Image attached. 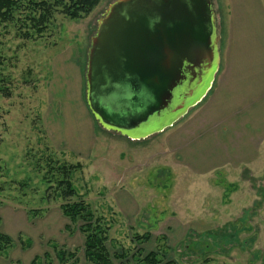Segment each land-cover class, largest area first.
<instances>
[{"label": "rangeland", "instance_id": "374dc122", "mask_svg": "<svg viewBox=\"0 0 264 264\" xmlns=\"http://www.w3.org/2000/svg\"><path fill=\"white\" fill-rule=\"evenodd\" d=\"M114 1L102 0L82 19L56 16L32 41L0 23V88H7L0 92V233L13 241L0 264H30L35 256L36 264H57L49 242L76 253L67 264H89L83 235L61 213L57 184L52 177L45 181L49 162L82 165L71 171L70 182L110 226L107 249L114 264L121 263L115 254L133 264L137 249L142 255L155 251L162 264H264V142L249 169L197 176L177 164L165 139L184 129L205 99L169 130L146 139L130 140L97 125L93 139L84 131L90 38ZM214 6L222 52L224 10L219 1ZM78 92L76 103L72 94ZM144 233L148 241L135 240Z\"/></svg>", "mask_w": 264, "mask_h": 264}, {"label": "water", "instance_id": "95a60500", "mask_svg": "<svg viewBox=\"0 0 264 264\" xmlns=\"http://www.w3.org/2000/svg\"><path fill=\"white\" fill-rule=\"evenodd\" d=\"M219 39L214 0H115L90 38L88 111L130 140L162 133L210 91Z\"/></svg>", "mask_w": 264, "mask_h": 264}, {"label": "crops", "instance_id": "0c3cea01", "mask_svg": "<svg viewBox=\"0 0 264 264\" xmlns=\"http://www.w3.org/2000/svg\"><path fill=\"white\" fill-rule=\"evenodd\" d=\"M214 1L224 10L226 28L215 84L197 115L187 119L184 129L171 132L164 144L177 164L197 176L249 169L264 142V1ZM72 98L78 103L80 93ZM86 110L83 128L93 139L96 125ZM193 157L199 163L186 161Z\"/></svg>", "mask_w": 264, "mask_h": 264}, {"label": "trees", "instance_id": "16d2710c", "mask_svg": "<svg viewBox=\"0 0 264 264\" xmlns=\"http://www.w3.org/2000/svg\"><path fill=\"white\" fill-rule=\"evenodd\" d=\"M102 0H0V23L12 25L21 39L37 40L47 33L52 26L56 16H62L71 20L82 19L88 16ZM7 88H0L1 93H5ZM7 94V93H6ZM95 122V120H94ZM95 125L99 126L96 122ZM45 173V181L50 184L51 177L57 184L59 195L63 202L59 205L61 213L68 219L70 225H75L83 235V257L89 264H114L107 249L110 226L104 218L97 215L96 211L76 193L70 182L71 171L82 168L80 163L62 164L53 166L48 163ZM57 172V177L53 174ZM48 175H50L49 179ZM76 198L75 200H71ZM65 229L71 231L70 226ZM150 235L144 233L135 236V240L143 243L148 241ZM13 241L5 234L0 233V255L12 245ZM50 248L54 252L57 264H67L77 260L75 252H67L59 249L53 242H49ZM121 261L120 264H128L126 255H114ZM43 258L47 259L48 254L44 253ZM133 264H162L155 251H150L142 255L137 249L130 256ZM124 262H122L123 260ZM39 260L35 256L30 264H36ZM164 264H175L172 261Z\"/></svg>", "mask_w": 264, "mask_h": 264}]
</instances>
